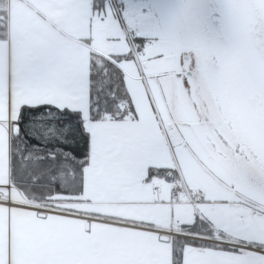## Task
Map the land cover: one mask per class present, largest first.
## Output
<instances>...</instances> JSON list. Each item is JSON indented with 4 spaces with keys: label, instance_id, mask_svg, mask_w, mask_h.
<instances>
[{
    "label": "snow or ice",
    "instance_id": "1",
    "mask_svg": "<svg viewBox=\"0 0 264 264\" xmlns=\"http://www.w3.org/2000/svg\"><path fill=\"white\" fill-rule=\"evenodd\" d=\"M14 2L0 264H264V0H220L217 42L178 0H20L40 25L23 43Z\"/></svg>",
    "mask_w": 264,
    "mask_h": 264
},
{
    "label": "water",
    "instance_id": "2",
    "mask_svg": "<svg viewBox=\"0 0 264 264\" xmlns=\"http://www.w3.org/2000/svg\"><path fill=\"white\" fill-rule=\"evenodd\" d=\"M174 8H188L193 13L190 21L191 34L200 40L217 42L221 31L218 15L220 0H178Z\"/></svg>",
    "mask_w": 264,
    "mask_h": 264
},
{
    "label": "crops",
    "instance_id": "3",
    "mask_svg": "<svg viewBox=\"0 0 264 264\" xmlns=\"http://www.w3.org/2000/svg\"><path fill=\"white\" fill-rule=\"evenodd\" d=\"M13 13L16 22V31L20 41L23 43H29L38 39L40 25L33 17L31 11L26 7L25 3L20 2V0H15ZM60 15L69 27L54 46H60L66 51H70L79 43L77 40V33L73 30V26L78 23V17L71 13H60Z\"/></svg>",
    "mask_w": 264,
    "mask_h": 264
},
{
    "label": "rangeland",
    "instance_id": "4",
    "mask_svg": "<svg viewBox=\"0 0 264 264\" xmlns=\"http://www.w3.org/2000/svg\"><path fill=\"white\" fill-rule=\"evenodd\" d=\"M149 7H151V8H153V9H155V8H157L158 7V5H155V4H149Z\"/></svg>",
    "mask_w": 264,
    "mask_h": 264
}]
</instances>
